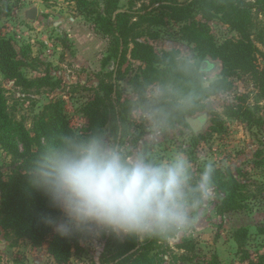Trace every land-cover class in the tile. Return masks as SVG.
<instances>
[{
	"label": "rangeland",
	"instance_id": "374dc122",
	"mask_svg": "<svg viewBox=\"0 0 264 264\" xmlns=\"http://www.w3.org/2000/svg\"><path fill=\"white\" fill-rule=\"evenodd\" d=\"M11 11L0 16V37L9 39L22 60V72L27 78L43 76L46 73L51 83L44 86H33L29 91L17 87L0 72V88L6 100L8 113L30 129L34 116L38 115L45 104L61 99L71 127L76 133L85 132L87 121L80 112L81 104L101 92L102 81L114 83L116 99L136 100L137 88L133 86L136 75L143 86L145 98L156 88L163 93L167 89L172 93L169 101L175 104L183 101L191 105L185 111H175L186 117L205 115V123L195 131L183 121H170L169 126L153 141L146 122L134 119L132 111L125 114L119 137L113 126L104 128V139L127 150L129 154L143 152L159 160H166L176 152H183L191 165L192 181L199 180L200 171L213 162L216 168L230 170L238 176L255 183L263 191L250 201L247 209L220 213L219 204L223 197L216 190V197L210 201L199 217L197 224L188 235L169 240L172 250L178 254L183 251L174 247L184 237L194 241L195 256L211 258L217 255L218 264H253L260 253L264 252V166L259 164L257 151L264 152V100L247 74L229 77L231 85L217 94L201 96L198 104L203 109L194 110L193 101H189L173 89V86L162 73L150 71L147 65L131 56L132 44L128 46L126 59L115 67V59L108 56L109 39L98 33L91 19L81 15L74 2L69 0H8ZM96 3L98 0H90ZM185 1V0H180ZM254 1V0H249ZM140 2L136 7H140ZM119 7H127V0H120ZM34 10L32 16L30 11ZM195 19L203 20L197 15ZM258 25L264 27V13L253 11ZM182 23H175L168 14L164 15L159 26H152L154 39L143 35L158 54L171 51L166 61L175 62L179 69L185 63L197 66L201 85L206 87L211 81L220 77L221 63L206 55L200 59L197 54L199 42L189 41L188 36L179 32ZM146 22L140 25L143 30ZM192 32V31H190ZM188 33L192 36V34ZM253 34V33H252ZM256 35V34H255ZM228 23L217 16L207 22L204 37H209L214 44L236 37ZM253 37V36H252ZM255 37H253L254 39ZM256 45L263 49L262 45ZM201 43V42H200ZM187 53V56L184 54ZM208 59L214 66L201 67L203 60ZM260 66L264 61L258 58ZM161 68V67H160ZM160 68L158 70H160ZM188 68L185 65V69ZM117 78V80L115 79ZM238 103L249 109L246 118H233L227 115L226 107ZM183 120V119H182ZM186 121V120H185ZM8 151L0 145V172L7 179L9 171L15 166ZM2 191L0 189V203ZM243 227L247 229L244 251L240 250L233 238V231ZM110 237L99 242V248L92 244L80 242L73 248L66 264H112ZM47 242L32 244L26 238H17L6 231L0 224V264H57L48 251ZM151 254L156 264H169L170 259L163 253V246H155ZM191 255H194L193 253Z\"/></svg>",
	"mask_w": 264,
	"mask_h": 264
},
{
	"label": "trees",
	"instance_id": "16d2710c",
	"mask_svg": "<svg viewBox=\"0 0 264 264\" xmlns=\"http://www.w3.org/2000/svg\"><path fill=\"white\" fill-rule=\"evenodd\" d=\"M76 4L78 12L91 19L95 29L101 35L109 39L108 56L115 59V67H118L126 59L128 46L134 59L144 62L150 71L162 73L177 92H181L184 98L194 102L196 111L203 109L198 104L201 96L217 94L231 85L229 77L238 74H247L251 77L257 89L259 97L264 100V66H260L258 58L264 61V27L258 25L253 11L264 13V0H127V7H119L120 0H98L96 3L90 0H69ZM140 2V7L136 4ZM11 5L8 0H0V16L8 15ZM168 14L175 23H182L179 32L189 41L198 40V54L200 59L207 56L218 59L221 63L220 77L211 81L204 87L200 82L197 66L185 63L188 68L179 69L175 62L166 61L171 51H163L158 54L152 45L146 40H140L145 35L150 39L157 37L153 33L152 26H159ZM194 15L203 20L195 19ZM217 16H222L230 28L236 31V37H230L219 44H214L209 37H200L204 34L207 22ZM146 22V33L140 32V25ZM192 31V32H190ZM190 32L191 35L188 33ZM253 33V34H252ZM256 34V35H255ZM254 39L262 45L260 49ZM201 42V43H200ZM171 58V57H170ZM173 59V57L171 58ZM22 60L12 42L0 37V72L7 80L25 91L33 86H44L51 83L49 75L35 78H27L21 68ZM161 67V68H160ZM160 68V70H158ZM117 80V78L115 77ZM147 81L141 82L135 75L133 86L137 88L136 100L125 99L120 102L114 97V83L102 81L101 92H95L93 97L81 104L80 112L87 121L85 132L76 133L70 125V121L64 112L63 101L55 99L42 108V111L34 116L30 129L23 123L14 119L7 111L3 90L0 88V145L5 148L15 164L9 171L7 179L0 172V189L2 200L0 203V224L6 231L12 232L19 238H26L34 245L47 242L48 251L57 264H66L71 256L73 248L78 245V239L61 238L51 228L41 223L40 217L45 214H55L48 207L45 198L34 189L24 175V168L28 161L38 152L45 149L61 131L74 133L80 137L104 134V128L113 126L116 129V137H119L124 122L125 114L135 110L134 101H143V86ZM163 98L160 101L171 112L172 121H183L184 118L176 114L175 103L169 101L172 93L163 90ZM227 115L233 118H246L250 115L247 107L243 108L238 103H231L226 107ZM178 112V111H177ZM179 113V112H178ZM183 119V120H182ZM259 164L264 166V152L257 151ZM204 169L200 171V174ZM198 180L192 181V186ZM216 190L223 197L219 204L220 213L247 209L250 201L263 191L255 183L245 178H238L230 170L216 168ZM259 232H264V227H259ZM247 229L240 227L233 231L234 241L240 250L244 249ZM176 239V238H175ZM172 239V240H175ZM112 243V264H156L151 254L155 246H163V253L170 259L169 264H218L217 255L207 259L196 255L194 241L183 238L175 242L174 247L182 250L178 254L169 245V240L158 237L130 236L123 240L110 237ZM194 255H191V254ZM264 264V252L260 253L257 262Z\"/></svg>",
	"mask_w": 264,
	"mask_h": 264
},
{
	"label": "clouds",
	"instance_id": "9594fccd",
	"mask_svg": "<svg viewBox=\"0 0 264 264\" xmlns=\"http://www.w3.org/2000/svg\"><path fill=\"white\" fill-rule=\"evenodd\" d=\"M162 98L156 88L143 101H134L132 116L148 124L153 141L171 121ZM189 107L183 101L175 105L177 111ZM215 172L216 165L208 163L192 186L183 152L159 160L143 152L129 154L102 135L63 131L24 168L28 183L55 213L41 216V223L61 238L97 248L104 237L172 240L190 234L217 195Z\"/></svg>",
	"mask_w": 264,
	"mask_h": 264
},
{
	"label": "water",
	"instance_id": "95a60500",
	"mask_svg": "<svg viewBox=\"0 0 264 264\" xmlns=\"http://www.w3.org/2000/svg\"><path fill=\"white\" fill-rule=\"evenodd\" d=\"M34 12V10H31L30 11V13H33ZM206 59L205 60H203L202 61V66H204V65H206ZM209 63H210V68L212 67V66H214V63H212V62H210L209 61ZM203 117H205V115L203 114V115H199V116H196V117H187L186 118V120L188 121V123L192 126V127H196V120H199V121H201L200 122V125H199V128L200 127H202L203 125H204V123H205V119L203 118Z\"/></svg>",
	"mask_w": 264,
	"mask_h": 264
},
{
	"label": "flooded vegetation",
	"instance_id": "af4514ba",
	"mask_svg": "<svg viewBox=\"0 0 264 264\" xmlns=\"http://www.w3.org/2000/svg\"><path fill=\"white\" fill-rule=\"evenodd\" d=\"M30 15L32 16V13H30ZM209 61L210 60H208V59H206V65H204V66H202V63H201V67H202V69H204L206 66H210V63H209ZM211 62V61H210ZM197 116H199V115H197ZM196 117V116H195ZM187 118V117H186ZM204 119H205V117H203ZM186 120V119H185ZM205 121H206V119H205ZM186 122H187V124L195 131L196 129H201L202 127H200L199 128V125H200V122L201 121H199V120H196L195 122H196V127L194 128V127H192L189 123H188V121L186 120Z\"/></svg>",
	"mask_w": 264,
	"mask_h": 264
}]
</instances>
